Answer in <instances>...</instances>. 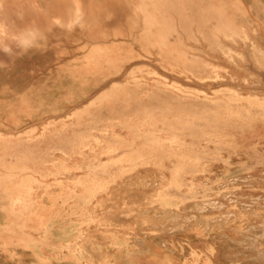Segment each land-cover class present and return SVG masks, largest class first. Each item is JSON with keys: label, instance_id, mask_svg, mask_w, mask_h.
<instances>
[{"label": "rangeland", "instance_id": "1", "mask_svg": "<svg viewBox=\"0 0 264 264\" xmlns=\"http://www.w3.org/2000/svg\"><path fill=\"white\" fill-rule=\"evenodd\" d=\"M0 264H264V0H0Z\"/></svg>", "mask_w": 264, "mask_h": 264}, {"label": "clouds", "instance_id": "2", "mask_svg": "<svg viewBox=\"0 0 264 264\" xmlns=\"http://www.w3.org/2000/svg\"><path fill=\"white\" fill-rule=\"evenodd\" d=\"M5 51L7 52V51H10L9 49H5Z\"/></svg>", "mask_w": 264, "mask_h": 264}]
</instances>
